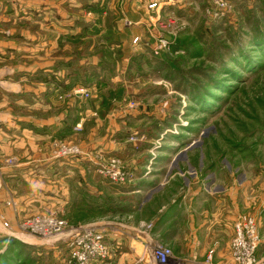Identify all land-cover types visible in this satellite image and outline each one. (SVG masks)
Wrapping results in <instances>:
<instances>
[{
	"label": "crops",
	"instance_id": "crops-1",
	"mask_svg": "<svg viewBox=\"0 0 264 264\" xmlns=\"http://www.w3.org/2000/svg\"><path fill=\"white\" fill-rule=\"evenodd\" d=\"M127 2L141 10L138 16L125 13L136 26L121 25L118 18L107 24L99 16L94 23H76L73 32L46 29L49 35L46 30V34L24 30L20 22L27 16L16 14L10 5L4 9L9 11H1L5 26L0 27V215L12 223L19 219L5 207L10 199L19 204V217L61 211L72 219L73 213H89L74 221L104 222L111 254L124 242L122 254L114 251L118 257L146 264L155 263L144 254L140 225L151 224L146 239L171 246L181 264H204L210 253L214 263L223 264L230 260L234 224L242 214L233 190L187 191L181 179L177 191L161 182L156 191L153 186L161 170L146 174L125 138L139 107L127 111L121 101L136 99L141 89L128 80L129 75L135 67L138 72L148 69L146 59L144 63L126 53L136 48L132 43L140 34L136 27L143 25L141 35L146 36L143 21L149 1ZM95 5L96 13L102 12V3ZM79 87L90 93L89 99L71 95ZM142 112L146 116V107ZM58 143L120 157L136 174L137 184L126 189L105 181L84 157L58 158L54 153ZM127 193L136 198L132 205L124 202ZM125 206L131 212L125 217L117 214Z\"/></svg>",
	"mask_w": 264,
	"mask_h": 264
},
{
	"label": "rangeland",
	"instance_id": "rangeland-1",
	"mask_svg": "<svg viewBox=\"0 0 264 264\" xmlns=\"http://www.w3.org/2000/svg\"><path fill=\"white\" fill-rule=\"evenodd\" d=\"M155 1L157 7L152 10H149L152 1L146 2L149 11H146L149 19L143 21L147 25L146 36L141 35L143 25L136 27L140 34L134 39L141 38L142 45H134L136 48H129L126 53V57L132 54L142 62L146 59L148 67L138 72L134 66L128 80L139 84L141 89L136 99L121 101L127 111L139 107L129 122L132 131L125 137L133 147L132 156H136L135 162L142 169L146 168V174L161 170L153 186L156 191L160 182L177 191L183 184L178 186L181 179L185 180V190L210 189L214 193L233 190L240 216L258 221L261 238L258 256L264 258V0ZM127 3V0H0V13L9 11L4 9L10 5L16 14L27 16V21L20 22L21 27H26L24 30L40 34L46 29L54 33L73 32L78 29L76 23H94L99 16L107 24L116 23L118 18L121 25L136 26L125 13L130 11L138 16L141 10ZM95 4L103 7L102 12L96 13ZM3 23L0 20V27L5 26ZM155 39H164L169 44L159 58L152 55L145 43ZM78 91L89 93L79 87L71 95L90 98V93L86 98ZM144 107L146 116L142 112ZM76 130L81 131V126ZM84 153L118 157L103 151ZM84 159L96 172L95 165L87 157ZM166 165L168 170L164 172ZM132 175L133 182L123 188L137 184L136 174ZM146 176L148 179L149 175ZM124 197L126 205L136 201L129 193ZM6 203L5 207L12 209ZM118 212L125 217L131 209L125 206ZM32 214L37 213L20 216L23 219ZM55 214L74 227L92 223L74 221L89 213H73L72 219L68 213ZM3 219L9 221L5 214L0 215V264H65L64 248L41 246L34 237L17 235V220L10 222L12 230L4 231ZM123 250L124 242L114 249L118 255ZM114 251L104 264H146V260L136 263L120 259Z\"/></svg>",
	"mask_w": 264,
	"mask_h": 264
},
{
	"label": "built area",
	"instance_id": "built-area-1",
	"mask_svg": "<svg viewBox=\"0 0 264 264\" xmlns=\"http://www.w3.org/2000/svg\"><path fill=\"white\" fill-rule=\"evenodd\" d=\"M149 1H152L149 10L155 9L157 2ZM141 42V38H135L133 45L140 46ZM145 43L155 58H159L169 47L164 39H155V42ZM79 93L86 98L89 97V93L86 91ZM54 150L58 158L87 157L89 162L95 165L96 172L113 185L124 186L133 182L134 176L118 157L105 158L102 153L89 156L79 146L64 143L54 145ZM6 206L11 207L15 212V217L19 218L17 220V235L34 237L33 239H38L37 242H40L41 246L64 248L67 251L65 264H104L111 256L108 245V229L104 222L97 221L74 227L55 213H37L22 219L17 213L19 204L14 199L8 200ZM1 227L4 231L12 230L8 220L3 219ZM151 229V224L140 225V234L143 236L141 245L144 254L149 255L155 264H180L181 261L173 256L172 250L167 245L160 241L146 239V233ZM12 236L16 235L12 234ZM260 243L257 219L239 216L234 224V236L230 244V260L223 264H264V258L258 256ZM203 263L218 264L214 263L212 253L207 255Z\"/></svg>",
	"mask_w": 264,
	"mask_h": 264
}]
</instances>
